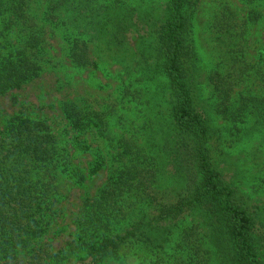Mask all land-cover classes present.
Listing matches in <instances>:
<instances>
[{
    "label": "trees",
    "instance_id": "1",
    "mask_svg": "<svg viewBox=\"0 0 264 264\" xmlns=\"http://www.w3.org/2000/svg\"><path fill=\"white\" fill-rule=\"evenodd\" d=\"M244 1L251 7L245 23L257 24L262 14L256 7L264 0ZM198 3L167 0L155 18L154 12L119 0H0V98L39 78L48 64H57L50 56L55 35L77 68L117 64L129 99L146 93L142 85L159 87L153 93L158 102L147 101L152 109L140 125L142 138L115 135L110 115L74 102L62 104L68 122L64 132L77 135L76 148L84 146L88 129L95 130L114 151L118 166L96 194L81 201L75 239L58 254H52L48 242L65 220L63 180L81 185L85 173L62 142L63 131L57 134L22 108L0 115V264H107L166 253L168 243L179 254L175 264H264L253 216L211 159L215 130L195 83L192 21ZM131 30L139 35L135 52L127 44ZM262 67L264 82V59ZM210 81L220 91L219 115L239 124L253 119L264 131V96H241L230 104L232 86L218 88L229 78L217 74ZM167 163L183 183L173 202L155 190ZM101 165L93 163L91 173Z\"/></svg>",
    "mask_w": 264,
    "mask_h": 264
},
{
    "label": "rangeland",
    "instance_id": "2",
    "mask_svg": "<svg viewBox=\"0 0 264 264\" xmlns=\"http://www.w3.org/2000/svg\"><path fill=\"white\" fill-rule=\"evenodd\" d=\"M119 1L139 8L141 12H154L155 18L161 17L167 2ZM256 8L262 14L261 20L250 25L245 23V18L251 7L244 0H199L192 29L197 54L195 83L215 130L209 142L211 159L225 184L235 190L237 200L253 216L257 252L264 262V131L256 129L253 119L239 124L225 119L223 116L226 115H219L216 106L220 102L217 98L220 91L210 81L217 74L225 80L229 78L228 84L218 88L228 89L232 86L230 104L238 102L241 96H264V82L260 73L264 59V1ZM126 38L129 49L135 52L139 43L138 33L131 30ZM51 44L50 56H55L57 64H48L39 78L22 90L0 98V115H10L22 108L27 117L45 121L57 134L63 131L62 142L69 147L73 161L85 173L86 181L81 185L74 184L71 179L63 180L65 220L51 232L48 242L52 254H58L60 249H64L61 252L65 251L75 239L73 224L81 201L96 194L110 172L118 166L114 151L95 134V130L88 129L82 140L84 146L76 148L74 138L77 135L64 132L68 122L62 113V104L74 102L82 108L110 115L115 135L142 138L139 128L143 117L151 112V106L158 102V97L153 99V93L159 92V87L156 83L142 85L141 89H145L146 93L129 99L124 95L121 68L117 64L77 68L69 64L67 46L58 35ZM151 98L152 105L146 106ZM95 162L102 165L91 173V165ZM168 164L158 176L155 190L159 197L173 202L181 193L183 183L178 182L173 168ZM189 225L184 224L185 227ZM168 245L170 243L166 244V253L157 251L147 258L132 255L107 264H164L169 261L175 264L179 254L174 253L172 244L170 248Z\"/></svg>",
    "mask_w": 264,
    "mask_h": 264
}]
</instances>
